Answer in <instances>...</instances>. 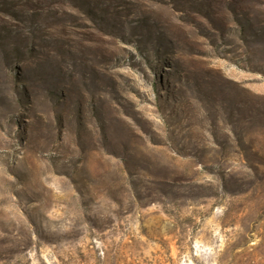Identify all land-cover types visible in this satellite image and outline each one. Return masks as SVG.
<instances>
[{
  "label": "rangeland",
  "instance_id": "rangeland-1",
  "mask_svg": "<svg viewBox=\"0 0 264 264\" xmlns=\"http://www.w3.org/2000/svg\"><path fill=\"white\" fill-rule=\"evenodd\" d=\"M90 10L0 12V264H264V15Z\"/></svg>",
  "mask_w": 264,
  "mask_h": 264
},
{
  "label": "trees",
  "instance_id": "trees-1",
  "mask_svg": "<svg viewBox=\"0 0 264 264\" xmlns=\"http://www.w3.org/2000/svg\"><path fill=\"white\" fill-rule=\"evenodd\" d=\"M90 5L103 12L110 9L113 15L136 9L143 16V21L149 15L161 17L163 11L171 9L179 13L182 20L191 18V14L204 19L210 26L218 20L224 22L229 15L253 18L264 15V0H0V12L16 19L27 10L32 15H43L51 24L63 23L62 28L84 27L85 20H90L92 26L97 27L100 19L90 10Z\"/></svg>",
  "mask_w": 264,
  "mask_h": 264
}]
</instances>
